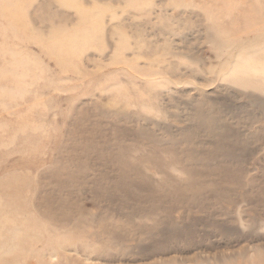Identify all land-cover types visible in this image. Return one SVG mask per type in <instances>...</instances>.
Masks as SVG:
<instances>
[{
  "label": "rangeland",
  "instance_id": "rangeland-1",
  "mask_svg": "<svg viewBox=\"0 0 264 264\" xmlns=\"http://www.w3.org/2000/svg\"><path fill=\"white\" fill-rule=\"evenodd\" d=\"M0 264H264V0H0Z\"/></svg>",
  "mask_w": 264,
  "mask_h": 264
}]
</instances>
